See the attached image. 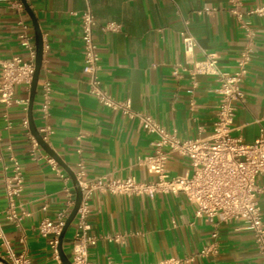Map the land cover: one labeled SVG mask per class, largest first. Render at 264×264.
Segmentation results:
<instances>
[{
	"label": "crops",
	"instance_id": "crops-1",
	"mask_svg": "<svg viewBox=\"0 0 264 264\" xmlns=\"http://www.w3.org/2000/svg\"><path fill=\"white\" fill-rule=\"evenodd\" d=\"M25 1L37 20L43 42L32 121L37 130L44 124L39 112V85L47 79L51 100L45 123L52 133L46 144L68 169L76 172L77 163L82 161L85 178H155L139 163L153 151L151 141L155 135L145 133L137 118L98 104L88 93L78 18L86 7L96 21L93 35L101 87L116 100H129L133 112L150 115L180 139L211 134L219 100L214 91L216 82L197 74L196 85L192 86L189 69L203 52L215 53L222 71L231 73L236 69L244 39L229 12L228 0ZM260 5L264 0H241L239 10L246 13ZM205 8L214 11L203 12ZM248 19L255 32L254 49L242 81L244 102L236 109L230 132L244 142H252L264 133V14L249 15ZM183 20H187V28L196 40L190 53L184 51L180 35L185 28ZM19 21L26 24L34 44L26 11L17 12L0 0V59L27 57L18 41L22 32ZM108 22L119 24L120 29L104 30ZM28 95L25 85L15 86V100H26ZM24 117L27 108L23 104H0V230L15 252L26 249L32 264H63L59 257L56 260L52 256L49 236H39L37 225L43 218L53 220L65 208L64 188L69 187L74 198V185L57 163L68 180L58 176L45 158L50 155L40 146L34 156L30 155L27 132L32 133L21 124ZM10 154L19 161L23 175V189L16 204L18 213L24 211L26 215L18 224L4 214V181L10 174ZM166 169L170 176L191 173L187 159L176 153L170 155ZM256 182L264 223V173L256 177ZM88 202L89 234L95 238L87 248L91 264H153L168 257L180 259L182 264H263L252 234L241 228L240 219L223 222L216 217L214 224L208 223L195 217L194 206L181 193H158L149 198L94 192ZM75 229L74 218L61 242L69 261ZM206 247L210 250L201 253ZM4 256L0 240V264H5Z\"/></svg>",
	"mask_w": 264,
	"mask_h": 264
},
{
	"label": "built area",
	"instance_id": "built-area-1",
	"mask_svg": "<svg viewBox=\"0 0 264 264\" xmlns=\"http://www.w3.org/2000/svg\"><path fill=\"white\" fill-rule=\"evenodd\" d=\"M5 2L9 8L17 12L23 11L20 0H5ZM228 3L229 12L236 19L242 31L244 43L236 58V69L231 73L222 71L218 67L217 56L213 52H203L202 58L194 62L189 69L192 86L196 85L195 75L209 76L216 82L214 91L219 97L211 134L207 137L193 139H180L176 133L167 131L150 115L133 112L129 100H116L101 87L98 75L99 55L93 35L95 17L89 7L78 14L81 27L83 71L87 75L88 93L98 104L112 111H119L128 118H137L145 133L155 135V139L151 141L153 151L139 159L144 169L155 178L151 181L136 180L133 176L119 178L102 175L85 178L83 162L77 163L74 175L82 197L74 217L76 229L71 249V264H91L87 258V248L95 242V238L89 234L87 219L90 213L88 200L94 192L149 198L158 193H181L194 206L195 217L203 218L208 223L214 224L216 217L223 222L240 219L241 228L252 234L254 244L264 264V223L257 201L260 189L256 182V177L264 173V133H260L252 142H244L240 137L230 134L236 109L244 102L242 81L248 71L254 49L255 32L248 16L264 14V5L243 13L239 10L241 0H228ZM213 11L214 9L210 8L203 9L206 13ZM18 23L22 27L18 41L25 49L27 57L12 56L0 59V104L8 107L13 102H17L23 104L26 109L28 99L15 100L14 89L16 85L23 84L29 90L34 72L35 48L31 42V36L26 32V24L22 21ZM183 23L185 28L180 35L184 51L190 53L196 46V40L187 28V20H183ZM103 29L118 31L120 25L108 22ZM172 73L176 75L177 70L174 69ZM39 93V112L44 124L37 131L41 140L47 143L52 133L50 126L45 123L51 100V84L47 79L41 81ZM21 124L28 130L27 117L21 120ZM27 133L31 142L30 155L34 156L39 149V144L29 132ZM172 153L187 159L191 168L190 174L169 175L166 163ZM8 158L10 174L5 177L4 181L6 198L4 214L7 220L18 224L26 215L24 211L18 213L16 204V198L23 189V175L19 161L11 154ZM45 158L63 181L68 180L67 174L61 171L54 158L48 155H45ZM64 190L67 196L65 208L60 210L53 220L43 218L37 225L39 236L44 238L49 236L48 244L56 260L59 257L58 236L68 211L74 203L70 188L66 187ZM45 206L43 205V210ZM212 237H216V233H212ZM0 240L5 247V264H32L26 249L15 252L1 230ZM209 250L210 247L203 248L201 253ZM182 262L180 259L168 257L153 264H182Z\"/></svg>",
	"mask_w": 264,
	"mask_h": 264
},
{
	"label": "water",
	"instance_id": "water-1",
	"mask_svg": "<svg viewBox=\"0 0 264 264\" xmlns=\"http://www.w3.org/2000/svg\"><path fill=\"white\" fill-rule=\"evenodd\" d=\"M20 2L23 6V9L26 11V13L29 16V19L31 21L33 31H34L35 58H34V72H33V76H32L30 86H29L28 105H27L28 128H29L30 132L32 133V135L34 136V138L36 139V141L38 142L39 146L45 152H47L52 158H54V160L66 170V172L68 173V175L70 176V178L72 180V183L74 185V190H75L74 203H73L67 217L65 218L64 224L61 227V230H60V233L58 236V245H57L58 256H59V259L61 260V262L63 264H71V262L64 256V254L62 252L61 242H62V237H63L64 232L66 231L67 227L70 225V223L73 221V219L76 215L77 209H78L79 204L81 202L82 192L77 185V180L75 178L74 172L71 171L70 169H68V167H66V165H64V163H62V161H60V159L55 157V155L52 153V151L50 150L48 145L41 140V137H40L33 121H32V112H31L32 111V103H33V98H34V95L36 92L38 77H39L40 68H41L42 54H43V42H42V35H41L40 30H39L38 23H37L35 16L33 15L32 11L29 9L25 0H20Z\"/></svg>",
	"mask_w": 264,
	"mask_h": 264
}]
</instances>
